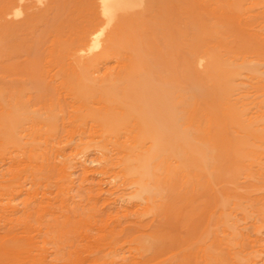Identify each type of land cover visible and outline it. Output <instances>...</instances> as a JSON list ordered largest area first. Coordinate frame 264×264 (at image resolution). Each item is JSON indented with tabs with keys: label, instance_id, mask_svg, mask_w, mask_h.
<instances>
[{
	"label": "bare ground",
	"instance_id": "6f19581e",
	"mask_svg": "<svg viewBox=\"0 0 264 264\" xmlns=\"http://www.w3.org/2000/svg\"><path fill=\"white\" fill-rule=\"evenodd\" d=\"M251 1L179 0V6L190 14L189 39L177 26L175 0H88V24L73 38H63L60 24H54L45 42L38 45L37 58L21 71L42 92L51 93L58 111L38 110L22 96L10 105L0 90V222L9 221L16 229L15 215L21 210L28 216L34 212L57 215L51 198L52 176L58 195L67 198L78 184L91 205L102 210L114 202L111 196L127 177H137L138 195L132 207L143 214L155 213L153 200L159 192L162 165L167 175L179 170L183 178H190L192 172L194 177L205 173L214 188L209 163L216 162V146L209 143V129L201 128L203 120L208 127L216 125L242 137L235 142L237 156L251 144L254 152L247 162L246 178L253 172L264 177V80L261 93L236 97V82L243 75L253 78L259 71L251 58L260 52L250 45L251 37L264 43V29L249 24ZM51 2L11 0L0 21L7 30L26 25L47 13ZM255 3L264 5V0H253ZM202 11L216 21L200 18ZM162 27L167 41L176 38L166 61L161 60V49L155 45ZM180 40L186 43L184 50ZM45 44H49L46 54L42 52ZM179 62L181 74L177 72ZM0 70H8L1 61ZM197 94L218 98L222 113L213 110L203 117ZM91 151L95 157L89 156ZM239 173L235 169L221 177L235 178ZM104 194L110 197L101 198ZM63 204L67 206L65 200ZM232 204L221 200L224 235H207L210 243L201 248L202 257L213 256L211 240L215 244L221 238L233 264H264L263 220L253 216L250 206ZM129 211L119 204L102 217L108 221ZM234 215L240 218L233 219L230 226ZM79 222L85 228L96 227L83 216ZM249 223L252 232L246 227ZM77 232L79 240L69 246L63 264H77L92 248L87 232ZM156 233L142 231L119 257V249H113L117 252L110 264H141L139 252L156 250L162 244L154 238ZM33 247L20 232L0 234V260L55 264L43 254L34 256Z\"/></svg>",
	"mask_w": 264,
	"mask_h": 264
},
{
	"label": "rangeland",
	"instance_id": "374dc122",
	"mask_svg": "<svg viewBox=\"0 0 264 264\" xmlns=\"http://www.w3.org/2000/svg\"><path fill=\"white\" fill-rule=\"evenodd\" d=\"M10 1L0 0V14ZM175 3L177 4L173 9L177 26L187 32L186 35L189 39L192 26L187 22V18L190 14H187L179 6V0H175ZM263 10V3L253 4V0L251 1L249 24L256 30L264 29ZM89 12L88 0H52L47 13L41 14L43 16L36 17L26 25H16L15 28L7 30L3 27L5 22L0 21V61L8 68L5 72L0 70V90H4L3 94L8 104L11 105L18 96H22L38 110L44 112L46 108H50L58 111L51 93L42 92V88L36 86L31 78L25 76L21 70L28 68L31 61L37 58L38 45L45 42V35L54 24H60V35L63 38H73L75 33L82 31L87 26ZM199 17L210 23L216 21L208 11H202ZM164 30L163 27L160 29V38L155 45L158 51L161 49V60L166 61V57L172 56L170 52L173 51V43L176 38L172 42L167 41V38L164 37L166 30L165 33ZM175 33L178 31L176 30ZM185 44L184 40H180L179 45L183 50ZM48 45L45 44L42 48L44 54L48 52ZM179 45L175 44V46ZM250 45L256 47L260 52L251 58L259 71L253 74V78L243 75L236 82V97L262 92L260 87L264 80V43L251 37ZM168 52L169 54H167ZM176 57L180 59L181 56L177 54ZM178 65L177 72L181 74V62ZM182 84L189 85L187 82H182ZM197 100L203 117L213 110L221 112L222 103L218 98H204L197 94ZM201 128L209 129L212 137L209 143L216 146V162L209 163L210 178L214 188L207 181L205 173L201 172L198 177H194L192 172L190 178H183L179 170L174 171V174L167 175L165 166L162 165L159 170V178L155 177L159 184V192L153 200L155 213L143 214L136 211V207L135 209L132 207L138 195L137 177H127L125 183L111 196L114 202L102 210L91 205V201L87 199L78 184L75 185L67 198L58 195L56 179L52 176L51 198L53 209L57 215L51 216L34 212L28 216L21 210L15 215L17 228L14 229L12 224L8 223L9 221H2L0 222V234L20 232L21 236L23 235L33 242L32 254L34 256L38 257L43 254L48 261L55 262V264H63L67 261L69 246L79 240L77 232L79 229H83L90 236L92 248L85 252L84 259L77 264H110L112 257L117 252L112 250L119 249L117 252L119 257L122 251H126L130 247V241L140 235L142 231L157 232L154 238L159 239L162 244L156 250L139 252L141 264H233L226 246L220 242L221 238L215 239V244L211 240V246L213 245L211 250L215 249L214 252L212 251L213 256L202 257L201 248L209 245L210 242H207L206 237L212 232H218L220 236L224 235L223 228L225 226L219 218V204L222 199L231 204L237 202L242 208L250 206L248 209L253 212V216L263 220L261 224L264 236V213H260L264 208V177H258L253 172L251 177L246 178L249 173L247 162L254 152L251 144L241 149L242 156H237L233 152L235 142L242 140V137L234 135L227 129H219L216 125L208 127L206 120L202 121ZM210 153L214 154V150L210 149ZM89 156L95 157L94 152H89ZM235 169L240 172L237 177H221V173L226 172L230 175L231 171ZM151 180L153 182L154 178L151 177ZM195 183H197V187L194 189ZM104 197H110V195L104 194L101 198ZM64 200L67 206L63 204ZM119 204L130 211L126 215H120V218L116 216L108 221L102 217L110 209L115 210L116 207H119ZM232 206L234 205L232 204ZM213 211L216 213L209 219ZM237 212L239 209H236L235 213ZM60 215H69L71 220ZM77 216L92 219L93 223H96V227L85 228ZM239 218L240 215L231 216L230 226L235 219ZM137 220L138 224L134 222ZM246 227L252 232L251 223ZM80 248L86 249L81 246ZM261 257L264 259V250L261 251ZM6 262L9 264H36L32 263V259L30 262L27 259L21 262L15 259L12 261L0 260V264Z\"/></svg>",
	"mask_w": 264,
	"mask_h": 264
}]
</instances>
